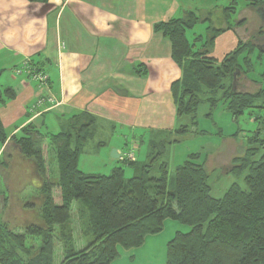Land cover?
Segmentation results:
<instances>
[{"label":"trees","instance_id":"16d2710c","mask_svg":"<svg viewBox=\"0 0 264 264\" xmlns=\"http://www.w3.org/2000/svg\"><path fill=\"white\" fill-rule=\"evenodd\" d=\"M237 1L232 0L223 9V27L209 28L210 36L198 49L186 37V31L200 22L195 14L154 26V31L170 42L171 59L181 72L171 86L178 117L195 116L202 103L210 110L222 103L233 118L258 101L264 109V89H255L256 82L249 79L251 54L260 47L259 42H264L260 24L248 34L246 18H239L236 48L219 62L210 57L216 37L232 29ZM241 1L247 2V8L264 13L263 0ZM260 23H264V14ZM241 31H245V38ZM200 40L197 36L194 42ZM237 75L246 82H240ZM2 96L11 98V90L0 92V102ZM92 123L93 118L87 114L73 117L69 130L49 136L48 145L47 138L30 127L22 131V137L11 138V146L33 162L41 180L39 205H28L38 211L40 221L18 229L0 216V264H53L56 245L62 247L60 264H112L120 249H137L147 236L161 233L166 220L188 228L177 231L166 244L165 264H264V137L259 132L248 139L243 155L233 159L235 165L230 172L235 176L245 174L244 187L233 183L221 198H214L205 162H198L199 154L189 155L175 167L172 191L168 190L165 163L160 164L156 177L150 175L151 166L137 164L136 160H124L134 170L129 179L124 178L122 167L114 168L109 175L83 173L78 158ZM187 131L183 126L175 134ZM6 142L0 122V148ZM8 150L5 147L3 155ZM49 152L54 153L58 167L56 180L48 177L44 155ZM73 209L78 211L86 241L79 250L69 227ZM28 239L32 240L29 244ZM35 240L39 244L34 249Z\"/></svg>","mask_w":264,"mask_h":264},{"label":"crops","instance_id":"0c3cea01","mask_svg":"<svg viewBox=\"0 0 264 264\" xmlns=\"http://www.w3.org/2000/svg\"><path fill=\"white\" fill-rule=\"evenodd\" d=\"M210 1L0 0V92L12 93L0 102V122L7 135L0 156L5 147L20 155L10 140L22 137L25 128L48 138L68 131L71 119L81 114L93 118L87 140L101 128L119 132L123 140L124 133L137 134L140 143L149 145L175 134L177 124L187 117L177 116L171 93L181 72L171 59L170 42L154 26L189 13L203 15L208 22L229 0L221 5ZM235 19L232 29L214 41L210 57L218 62L238 44ZM24 64L45 74L46 84L31 81L24 71L16 74ZM53 126L57 133L50 132ZM115 150L118 156L124 154L122 148ZM182 230L177 222L166 220L161 233L147 236L137 249H120L112 264H158L166 244ZM81 239L80 249L86 242Z\"/></svg>","mask_w":264,"mask_h":264},{"label":"rangeland","instance_id":"374dc122","mask_svg":"<svg viewBox=\"0 0 264 264\" xmlns=\"http://www.w3.org/2000/svg\"><path fill=\"white\" fill-rule=\"evenodd\" d=\"M225 0H211L210 2L221 5ZM231 0L222 4L228 7ZM247 2L238 3L235 15V25L239 22V18H246L247 33H254L257 29L256 24H260L264 29V23H260L261 14L259 10L246 7ZM264 8V7H263ZM259 12V13H258ZM241 15V17H240ZM198 22L193 30L187 31V38L190 43L193 42L195 36H201L200 41H195V49H198L202 42H206L209 34V28H221L224 25L222 12H213L208 22L204 21V16H198ZM259 27V26H258ZM241 37L245 38V31H241ZM251 54L253 69L249 73V79L256 82L255 89L260 87L264 89V42H259ZM261 52V53H259ZM260 54V55H259ZM239 81H244V77L237 75ZM252 87V89H254ZM255 107L247 109L237 118L226 111L225 105L220 103L218 106L210 110L206 103L198 106L195 116H187L180 120L176 128L187 127L186 134H171L160 139L157 144L149 145L147 141L139 142L137 134L124 133V140L120 138L122 134L119 132H104L105 128L95 132L92 138H89L82 147L78 158V168L85 174L90 175H109L116 167L123 168L125 179L131 178L133 175L132 167L119 158L111 157V150L122 148L124 154L131 153L135 160L146 162L151 166L150 175L158 176L161 163H165L168 170V190L174 188V169L188 159L191 154H199L198 162H205V168L209 175L208 185L210 186V194L214 198H221L225 191L233 184L237 183L244 187L243 178L245 174L240 176L233 175L230 170L235 162L233 159L241 157L248 147V139L256 132L260 133V137H264V109L262 101H258ZM264 106V105H263ZM262 108V109H261ZM257 119V120H256ZM57 127H52L50 132L57 133ZM105 142L103 146L99 142ZM48 145V138L45 139ZM110 146L116 148L110 149ZM149 152V155H148ZM45 154V152H44ZM11 155V156H9ZM148 155V157H147ZM48 164V177L52 180L57 179L58 167L55 163L54 153L44 155ZM119 160V161H118ZM150 163V164H149ZM36 181L41 180L35 172V166L30 160L24 159L13 151L0 156V216L10 227H20L28 224H39L38 211L28 205H39V187ZM7 201V206L3 207ZM74 213L70 227L75 237L76 249L79 250L82 245L81 224L78 219V211L73 209ZM175 222V221H174ZM178 224V223H177ZM182 226V225H179ZM182 231H187L188 227L182 226ZM168 233V228L163 233V237ZM32 240L28 239L27 244ZM86 243V242H85ZM38 246V241L33 243L34 249ZM78 246V248H77ZM166 248V247H165ZM166 259V250H164L156 261L158 264H164ZM62 260V247L56 245L54 247L53 264H60ZM139 260H144L143 256Z\"/></svg>","mask_w":264,"mask_h":264},{"label":"built area","instance_id":"2783aa9c","mask_svg":"<svg viewBox=\"0 0 264 264\" xmlns=\"http://www.w3.org/2000/svg\"><path fill=\"white\" fill-rule=\"evenodd\" d=\"M23 71L29 76V78L31 79V81L37 82L39 85H45L46 82H47V80H48V78H47V76L45 74L37 71L36 69L32 68L28 64H24V67L21 70L18 69L15 72H16V74H20ZM42 101H44L43 98L38 101V104H40ZM47 101L49 103H52L53 102V100H52L51 97L48 98ZM119 159L122 160V161H124V160H126V161H133L134 160V157H133V155L131 153H128V154H122V155H120L119 156Z\"/></svg>","mask_w":264,"mask_h":264},{"label":"water","instance_id":"95a60500","mask_svg":"<svg viewBox=\"0 0 264 264\" xmlns=\"http://www.w3.org/2000/svg\"><path fill=\"white\" fill-rule=\"evenodd\" d=\"M264 11V10H263ZM111 157L112 158H114V159H117V158H119V156L117 155V153H116V150H111Z\"/></svg>","mask_w":264,"mask_h":264}]
</instances>
